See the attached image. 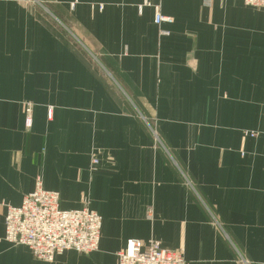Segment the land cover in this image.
<instances>
[{"label": "crops", "instance_id": "crops-1", "mask_svg": "<svg viewBox=\"0 0 264 264\" xmlns=\"http://www.w3.org/2000/svg\"><path fill=\"white\" fill-rule=\"evenodd\" d=\"M38 179L102 217L98 251L47 263L4 240ZM150 239L189 264H264V9L0 0V264H118Z\"/></svg>", "mask_w": 264, "mask_h": 264}, {"label": "built area", "instance_id": "built-area-1", "mask_svg": "<svg viewBox=\"0 0 264 264\" xmlns=\"http://www.w3.org/2000/svg\"><path fill=\"white\" fill-rule=\"evenodd\" d=\"M215 0H205L210 6ZM247 6L264 9V0H244ZM141 10V8H140ZM155 24H173L174 19L155 12ZM161 35L169 32L161 30ZM26 111V125H32V108ZM49 112V116H51ZM97 163V160H94ZM102 218L88 204L76 210L60 207V194L44 188L41 179L35 190L25 196L20 207L8 206L5 219V240L15 246L27 247L35 259L52 263L57 256L74 251L88 255L98 251ZM118 264H189L184 251L164 248L159 241L130 240L118 254Z\"/></svg>", "mask_w": 264, "mask_h": 264}, {"label": "rangeland", "instance_id": "rangeland-1", "mask_svg": "<svg viewBox=\"0 0 264 264\" xmlns=\"http://www.w3.org/2000/svg\"><path fill=\"white\" fill-rule=\"evenodd\" d=\"M146 5H150V4H148V3H146ZM156 8H158V7H156ZM160 9V8H159ZM28 108H33V105L32 104H30V103H28V104H26V108L25 109H28ZM50 111H52V108L50 107L49 108V110H48V116H49V112ZM32 112H33V110H32ZM51 115H52V112H51ZM26 118V117H25ZM25 124H26V119H25ZM29 128V127H28ZM94 160H97V159H95V158H93L92 159V163L93 164H98V160H97V163H94ZM89 208H90V206H89ZM91 209V208H90ZM74 210H76V209H74ZM92 210V209H91ZM6 215H7V213H6ZM102 218V217H101ZM5 219H6V217H5ZM101 230H102V228H101ZM5 232H6V230H5ZM4 240H5V234H4ZM150 240H155V239H150ZM6 241V240H5ZM141 241V240H140ZM157 241V240H156ZM7 242V241H6ZM143 242V241H142ZM9 243V242H8ZM126 247H127V245H126ZM185 258V257H184ZM187 261V260H186ZM188 262V261H187ZM189 263V262H188Z\"/></svg>", "mask_w": 264, "mask_h": 264}]
</instances>
